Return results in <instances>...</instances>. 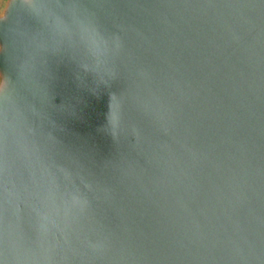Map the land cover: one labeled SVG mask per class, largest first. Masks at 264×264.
Wrapping results in <instances>:
<instances>
[{"label":"water","instance_id":"95a60500","mask_svg":"<svg viewBox=\"0 0 264 264\" xmlns=\"http://www.w3.org/2000/svg\"><path fill=\"white\" fill-rule=\"evenodd\" d=\"M0 264H264V0H6Z\"/></svg>","mask_w":264,"mask_h":264},{"label":"snow or ice","instance_id":"6c2138e0","mask_svg":"<svg viewBox=\"0 0 264 264\" xmlns=\"http://www.w3.org/2000/svg\"><path fill=\"white\" fill-rule=\"evenodd\" d=\"M112 120H113V123H115L116 121V118H117V114H116V106L112 109Z\"/></svg>","mask_w":264,"mask_h":264},{"label":"clouds","instance_id":"9594fccd","mask_svg":"<svg viewBox=\"0 0 264 264\" xmlns=\"http://www.w3.org/2000/svg\"><path fill=\"white\" fill-rule=\"evenodd\" d=\"M5 2L6 0H0V6H2Z\"/></svg>","mask_w":264,"mask_h":264}]
</instances>
